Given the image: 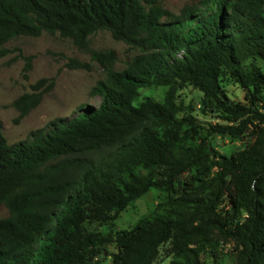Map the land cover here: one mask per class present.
I'll return each instance as SVG.
<instances>
[{"label": "trees", "instance_id": "obj_1", "mask_svg": "<svg viewBox=\"0 0 264 264\" xmlns=\"http://www.w3.org/2000/svg\"><path fill=\"white\" fill-rule=\"evenodd\" d=\"M100 31L139 54L114 71L113 51L92 52L107 70L91 91L99 106L15 144L0 125V205L9 211L0 220V264H97L108 245L112 264H155L164 247L168 264H205L221 239L233 247V264H264V0H203L180 14L159 0H0V59L20 36L59 34L84 48ZM227 82L243 89L244 102L228 97ZM53 86L43 79L17 98L19 119ZM186 86L220 121L200 122L178 102ZM149 87H167L164 101L135 106ZM217 136L248 144L226 156L211 143ZM154 189V207L131 229L113 231Z\"/></svg>", "mask_w": 264, "mask_h": 264}, {"label": "rangeland", "instance_id": "obj_2", "mask_svg": "<svg viewBox=\"0 0 264 264\" xmlns=\"http://www.w3.org/2000/svg\"><path fill=\"white\" fill-rule=\"evenodd\" d=\"M163 7L175 14H180L182 9L190 5H199L203 0H159ZM10 51L0 59V125L9 144L24 141L30 132L45 129L47 125L56 119H74L81 113L82 107L99 106L101 99L92 96V89L98 82L107 79V70L93 60L92 52L113 51L116 62L112 68L114 71H122L127 63L139 50L133 49L123 42L113 39L107 31H100L89 37L86 47L76 46L72 39L63 38L59 34L43 33L39 37L20 36L5 45ZM33 57L32 70L28 78L24 77L26 59ZM72 60L85 63L88 69L71 68ZM43 79L54 80L53 88L46 93L40 105L32 110L25 118L19 119V112L14 108L13 102L25 93L32 92V85ZM48 84L43 87H47ZM228 97L235 102L245 101L243 89L232 82L225 83ZM168 91L167 87H149L140 90V95L134 105L139 106L146 99L151 98L157 102H163ZM203 94L192 86H186L178 92V102L183 105H192L195 116L200 122L216 123L210 113L203 111ZM221 154L231 156L236 151L245 148L247 140H234L230 137H214L211 140ZM157 190L149 192L136 202L134 206L127 208L113 222L112 230H129L136 222L154 207V199ZM9 211L4 205H0V220L7 218ZM92 231L101 232L102 227L98 223L89 225ZM232 245L219 240L206 250L203 257L205 264H233ZM167 247L162 248L161 255L155 264H168L166 258ZM115 252L113 245H108L103 254L98 257L97 264H112L111 254Z\"/></svg>", "mask_w": 264, "mask_h": 264}]
</instances>
